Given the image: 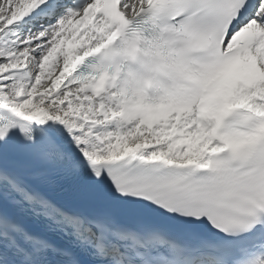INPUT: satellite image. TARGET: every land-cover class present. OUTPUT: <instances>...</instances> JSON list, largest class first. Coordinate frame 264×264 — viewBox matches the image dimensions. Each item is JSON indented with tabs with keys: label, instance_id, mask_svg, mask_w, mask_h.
Segmentation results:
<instances>
[{
	"label": "snow or ice",
	"instance_id": "6c2138e0",
	"mask_svg": "<svg viewBox=\"0 0 264 264\" xmlns=\"http://www.w3.org/2000/svg\"><path fill=\"white\" fill-rule=\"evenodd\" d=\"M0 264H264V0H0Z\"/></svg>",
	"mask_w": 264,
	"mask_h": 264
}]
</instances>
